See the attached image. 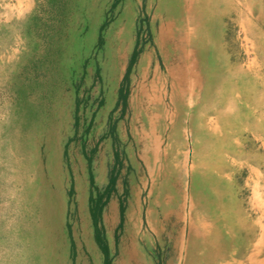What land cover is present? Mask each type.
<instances>
[{
	"label": "rangeland",
	"instance_id": "rangeland-1",
	"mask_svg": "<svg viewBox=\"0 0 264 264\" xmlns=\"http://www.w3.org/2000/svg\"><path fill=\"white\" fill-rule=\"evenodd\" d=\"M59 1L0 0V264H105L91 213L98 195L112 264L132 214L150 264H168L173 241L182 247L175 264H205L209 243L212 264H257L264 0H219L215 20L202 22L182 15L180 0ZM155 139L156 180L141 152L151 157Z\"/></svg>",
	"mask_w": 264,
	"mask_h": 264
},
{
	"label": "bare ground",
	"instance_id": "bare-ground-1",
	"mask_svg": "<svg viewBox=\"0 0 264 264\" xmlns=\"http://www.w3.org/2000/svg\"><path fill=\"white\" fill-rule=\"evenodd\" d=\"M218 1L219 0H180L179 4L183 5L182 6V15L192 19V21L194 22V20L198 19L199 21L202 22L201 19H206L208 17H211L214 19L215 17V12H219V10H217V4H218ZM230 1V0H229ZM241 1V0H240ZM232 2V1H231ZM152 3V2H151ZM128 4V3H127ZM138 4V3H137ZM233 4V3H232ZM236 4V3H235ZM180 5V7H181ZM222 6L221 4H218V6ZM224 5V4H223ZM245 5V4H244ZM144 7V5H143ZM229 7V6H228ZM227 7V8H228ZM231 7V6H230ZM179 8V7H178ZM224 8V7H223ZM235 8V7H234ZM150 9V8H148ZM239 9V8H238ZM217 10V11H216ZM229 11V9H228ZM227 11V12H228ZM226 12V13H227ZM233 12V11H232ZM230 12V13H232ZM221 13V12H220ZM229 13V12H228ZM156 14V13H155ZM217 14V13H216ZM219 14V13H218ZM223 15V14H222ZM233 15V14H231ZM230 16V15H229ZM185 17V18H186ZM226 17V16H225ZM231 17V16H230ZM233 17V16H232ZM189 19V20H190ZM229 19V18H228ZM215 20V19H214ZM214 20H210L212 22V25L214 24ZM204 21V20H203ZM178 22V21H177ZM181 22V21H179ZM210 22V23H211ZM210 23H209V26H210ZM186 24V23H185ZM190 25V24H189ZM121 26V25H120ZM178 26V24H177ZM196 26V25H195ZM201 26V25H200ZM204 26V25H203ZM158 27V26H157ZM118 28V27H117ZM122 28V26H121ZM177 28V27H176ZM182 28V27H181ZM208 29V27H206ZM210 28V27H209ZM205 29V28H204ZM188 30V29H187ZM203 30V29H202ZM108 33V32H107ZM158 33V32H157ZM125 34V33H124ZM107 35V34H106ZM128 35V33L126 34ZM125 35V36H126ZM130 35V34H129ZM158 35V34H157ZM195 35V34H194ZM198 35V34H197ZM200 36V35H199ZM207 36V34L205 35ZM198 38V37H197ZM208 38V36H207ZM115 39V37H114ZM170 39V38H169ZM105 40V38H104ZM126 40V39H125ZM194 41V40H193ZM205 41V40H204ZM207 41V40H206ZM205 41V42H206ZM112 42V41H111ZM192 42V41H191ZM195 43V42H194ZM200 43V42H199ZM207 43V42H206ZM127 44V43H126ZM202 45V44H201ZM256 45V44H254ZM162 46V45H161ZM172 46V45H171ZM198 46V45H197ZM207 46V45H206ZM165 48V47H164ZM194 48V47H193ZM205 49V48H204ZM163 50V49H162ZM167 50V49H166ZM196 52V51H195ZM169 53V52H168ZM181 53V52H180ZM197 54V53H196ZM170 56V55H169ZM173 56V55H172ZM169 60V59H168ZM172 60V58H171ZM168 63V62H167ZM172 63V62H171ZM174 64V63H172ZM175 65V64H174ZM172 67V66H171ZM186 67V65H185ZM187 68V67H186ZM191 71V75H194L196 77H198L195 72L193 70H190ZM169 76V75H168ZM160 79V78H159ZM193 79V78H192ZM216 79V78H215ZM155 82V81H154ZM113 83V82H112ZM199 83V82H198ZM151 85V84H150ZM172 85V84H171ZM108 88V87H107ZM150 89V88H148ZM192 89V87H191ZM157 90V89H156ZM150 91V90H149ZM192 91V90H191ZM142 92H145V87H142ZM157 92V91H156ZM152 93V92H151ZM140 94V93H139ZM207 94V93H206ZM150 98V97H149ZM185 98V97H184ZM171 99V98H170ZM264 100V99H263ZM134 104V103H133ZM151 105V104H150ZM155 106V105H154ZM162 109V108H161ZM139 111V110H138ZM155 111V110H154ZM192 120V119H191ZM143 121V120H142ZM200 122V121H199ZM198 122V123H199ZM203 123V122H202ZM201 123V124H202ZM146 124V123H145ZM150 125V127L152 128L151 130V133L153 135L156 134V119L153 120L151 123H148ZM205 124V123H204ZM209 125V124H208ZM146 127V126H145ZM139 130V128H138ZM147 130V129H146ZM141 131V130H140ZM138 132V131H137ZM200 132V131H199ZM139 133V132H138ZM141 133V132H140ZM136 139H137V136H136ZM142 144L143 141H142ZM143 147V148H142ZM141 147V152L143 153L144 156H146L149 160V171H150V175L152 177H154V179L156 180V139L154 140V143H153V147L151 149V153H152V156L149 157L147 151H146V147L145 146H142ZM137 149V148H136ZM138 151V150H137ZM172 152V151H171ZM135 154V153H134ZM139 154V153H138ZM230 161V160H229ZM226 162V161H225ZM163 165V164H162ZM171 166V165H170ZM230 166V165H229ZM169 167V166H167ZM220 168V166H218ZM228 167V166H227ZM79 168V167H78ZM163 168V167H162ZM170 168V167H169ZM196 168V167H195ZM253 168V167H252ZM221 169V168H220ZM144 171H146L145 169H143ZM222 170V169H221ZM233 171V170H232ZM147 172V171H146ZM258 172V171H257ZM129 173V172H128ZM144 173V172H143ZM221 174V172H220ZM229 174V173H228ZM132 175V174H131ZM165 175V174H164ZM133 176V175H132ZM174 176V175H173ZM225 176V175H224ZM126 177V176H125ZM120 178V177H119ZM132 178V177H131ZM134 178V177H133ZM193 178V177H192ZM200 178V177H199ZM229 178V176H228ZM196 179H197V176H196ZM126 180V178H125ZM153 180V179H151ZM195 180V178H194ZM125 182V181H124ZM135 182V181H133ZM141 182V181H139ZM192 182H195V181H192ZM234 182V181H233ZM132 183V182H131ZM182 184V183H181ZM225 184V183H224ZM84 185V184H83ZM124 185V184H123ZM142 185V184H141ZM154 185V184H153ZM193 185V184H192ZM233 185V184H232ZM52 186V185H51ZM85 186V185H84ZM152 186V185H151ZM182 186V185H181ZM195 186V185H194ZM131 187V186H130ZM231 187V186H230ZM124 188V187H123ZM186 188V187H185ZM196 189H197V186H196ZM130 190V189H129ZM200 190V189H199ZM124 191V190H123ZM201 191V190H200ZM167 192V191H166ZM165 192V194H166ZM78 193V192H77ZM126 192H124L125 194ZM185 193V191H184ZM202 193V192H201ZM80 194V193H79ZM129 194V193H128ZM211 194V193H210ZM185 195V194H184ZM202 195V194H201ZM122 196V195H121ZM126 196V195H125ZM203 196V195H202ZM215 196V195H214ZM185 197V196H184ZM201 197V196H200ZM217 198V195L215 196ZM225 197V196H224ZM81 198V197H80ZM187 198V197H186ZM114 199V198H113ZM213 199V198H212ZM119 200V199H118ZM127 200V199H126ZM131 200V199H130ZM129 200V201H130ZM184 200V199H183ZM122 201V200H121ZM181 201V200H180ZM179 201V202H180ZM187 201V200H186ZM185 201V202H186ZM128 202V201H127ZM122 203V202H121ZM141 203V202H140ZM181 203V202H180ZM224 203V202H223ZM222 203V204H223ZM126 204V203H125ZM134 204V203H133ZM150 204V203H149ZM227 204V203H226ZM135 205V204H134ZM225 205V204H224ZM155 214H156V200H155ZM226 206V205H225ZM224 206V207H225ZM232 206V205H231ZM135 207V206H134ZM219 207V206H218ZM236 207V206H235ZM142 208V207H140ZM232 208V207H231ZM230 208V209H231ZM129 209V208H128ZM222 209V208H221ZM233 209V208H232ZM122 210V209H121ZM120 210V211H121ZM226 210V209H225ZM125 211V210H124ZM181 211V209H180ZM224 211V210H223ZM227 211V210H226ZM232 212V210H230ZM234 211V210H233ZM182 212V211H181ZM180 212V213H181ZM225 212V211H224ZM210 213V212H209ZM125 214V213H124ZM137 214V213H136ZM183 215V214H182ZM155 216V215H154ZM210 216V215H209ZM224 216V215H223ZM78 217V216H77ZM123 217V216H122ZM137 217V216H136ZM158 217V216H157ZM184 218V217H183ZM201 217H199L200 219ZM228 218V216H227ZM138 219V218H137ZM182 219V218H181ZM224 219V218H223ZM110 220V219H109ZM125 220V219H124ZM140 220V219H139ZM183 220V219H182ZM185 220V219H184ZM198 220V219H197ZM233 220V219H232ZM231 220V222H232ZM138 221V220H137ZM137 221L135 220L133 214L130 216V219L128 221V228H127V234H128V237H129V240L127 243H124L123 244V249H122V255H121V258L119 260V263L118 264H150L148 259L146 258V256L143 254V252L141 251V249L139 248L138 246V240H139V236H138V223ZM49 222V221H48ZM121 222V221H120ZM140 222V221H139ZM186 222V221H185ZM229 222V220H228ZM79 223V222H78ZM77 223V224H78ZM109 224H112V221H110ZM190 224V223H189ZM187 225V224H185ZM158 226V225H157ZM203 226V225H202ZM155 227H156V220H155ZM204 227V226H203ZM125 228V227H123ZM182 228H185L182 227ZM188 228V227H186ZM160 229V228H159ZM191 229V228H190ZM80 230V229H79ZM124 230V229H123ZM181 230V228H180ZM255 230V229H254ZM260 231V230H259ZM153 233V232H151ZM264 233V232H263ZM121 234V233H120ZM162 234V233H161ZM165 234V233H164ZM180 234V233H179ZM154 235V234H153ZM166 235V234H165ZM175 235V233H174ZM185 235V234H184ZM191 235V234H189ZM256 235V234H255ZM122 236V235H121ZM152 236V235H150ZM263 236V235H262ZM81 237V236H80ZM190 237V236H189ZM123 238V237H122ZM148 238V237H147ZM156 238V237H155ZM80 239V238H79ZM179 239V238H178ZM185 239V238H184ZM190 239V238H189ZM253 239V238H252ZM256 239V238H255ZM264 239V238H263ZM204 240V239H203ZM153 241V240H152ZM173 241V239H172ZM193 242V241H192ZM199 242V241H198ZM264 242V240H263ZM154 243V242H153ZM165 244H166V241H165ZM181 244V243H180ZM205 244V243H204ZM203 244V245H204ZM260 244V243H259ZM82 245V244H81ZM84 245V244H83ZM201 245V244H200ZM199 245V246H200ZM85 246V245H84ZM202 246V245H201ZM200 246V247H201ZM209 247V251L208 253L203 257V259L205 260V264H212L216 259H218L217 257V252L215 251L218 247L214 244V243H209L207 245ZM182 248V247H181ZM181 248L178 246V244H175L174 241L172 243V255H171V259L169 260V263L168 264H175L174 260L178 257V255L180 254V251H181ZM197 248V247H196ZM204 248V247H203ZM116 251V250H115ZM153 252V251H152ZM182 252V251H181ZM200 252V251H199ZM262 252V251H261ZM194 253V252H193ZM226 253V252H225ZM119 254V253H118ZM157 255V254H156ZM185 256H186V253H185ZM196 256V255H195ZM194 256V257H195ZM199 256V255H198ZM193 257V256H192ZM193 257V258H194ZM157 258V257H156ZM160 258V257H158ZM196 258V257H195ZM194 258V259H195ZM92 259V258H91ZM253 260V259H252ZM164 261V260H163ZM195 261H198L199 262V259L197 258ZM202 261V260H201ZM155 262V261H154ZM160 262V261H159ZM218 262V261H217ZM256 262V261H255ZM156 263V262H155ZM200 263V262H199ZM198 263V264H199ZM260 263V262H259ZM81 264V263H80ZM88 264V263H87ZM162 264V263H161ZM188 264V263H187ZM193 264V263H191Z\"/></svg>",
	"mask_w": 264,
	"mask_h": 264
},
{
	"label": "trees",
	"instance_id": "trees-1",
	"mask_svg": "<svg viewBox=\"0 0 264 264\" xmlns=\"http://www.w3.org/2000/svg\"><path fill=\"white\" fill-rule=\"evenodd\" d=\"M50 4L51 5H59V0H49ZM114 7L117 6V2L113 5ZM35 19V17H34ZM110 21L108 19H105L104 23L102 24V26L100 27V32H99V36H98V43H97V47L100 48L104 45L105 43V40H104V31L105 29L107 28V26L109 25ZM87 33L84 32L81 36H85V34ZM139 43H137V46L133 52V55H132V58L130 60V64H129V68H128V71H127V74L125 76V79L127 80L128 77H129V73L131 71V68L134 66V64L136 63L139 55H140V52H141V49L139 47ZM90 61L89 58H86V57H82V66H83V73H82V77H81V81L83 83L86 75H87V66H88V62ZM75 70V68H74ZM100 70L98 69L97 71V75L99 76V73ZM72 78V77H71ZM80 85L77 86L76 85V94L80 91ZM127 99H128V90L125 89L124 87H122L120 89V92H119V104L122 103V105L124 106V108L127 106ZM84 103V101H82L81 98H79V96L76 97V107H77V111H80L81 109V105ZM77 122H79L80 118L77 116ZM115 183H116V178H112L111 180V184L112 186H115ZM92 184H94V180L92 179ZM104 197L105 195H98L96 198L95 197H91V213H92V216H93V220H94V224H95V227H96V240L98 242V244L100 245V248L105 256V264H112V259H111V250H110V246L109 244L107 243L106 239L104 238V235L102 234L100 228H99V223L101 221V216H102V213H103V209L106 205V202L104 201ZM123 212H124V208L122 207V215H123ZM122 222H123V217H122V221H121V224H120V227L122 226Z\"/></svg>",
	"mask_w": 264,
	"mask_h": 264
},
{
	"label": "crops",
	"instance_id": "crops-1",
	"mask_svg": "<svg viewBox=\"0 0 264 264\" xmlns=\"http://www.w3.org/2000/svg\"><path fill=\"white\" fill-rule=\"evenodd\" d=\"M252 168V167H251ZM258 171V172H257ZM252 172L253 173H258L256 176H258V180L260 181V171H259V169L258 168H256V167H253L252 168ZM259 181H254V188H259L260 186V182ZM254 194L255 195H258L257 194V192H254ZM261 202H262V206H264V198L263 199H261L260 200ZM258 225L260 226V228H261V234H260V237H259V239H258V241H257V243H256V246H255V251H257V249L258 248H260L259 250H260V252L262 251V252H264V242H263V238H264V221H262V220H259V222H258ZM263 235V236H262ZM260 243V244H259ZM261 252V253H262ZM256 261L258 262L257 264H264V256L263 257H259V258H257L256 259ZM260 262V263H259Z\"/></svg>",
	"mask_w": 264,
	"mask_h": 264
}]
</instances>
